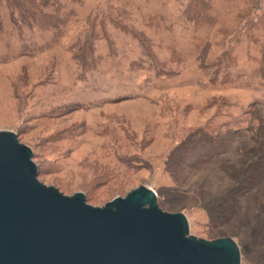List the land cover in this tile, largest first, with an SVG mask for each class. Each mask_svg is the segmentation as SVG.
<instances>
[{
    "label": "rangeland",
    "instance_id": "1",
    "mask_svg": "<svg viewBox=\"0 0 264 264\" xmlns=\"http://www.w3.org/2000/svg\"><path fill=\"white\" fill-rule=\"evenodd\" d=\"M191 1L0 0V130L46 185L94 206L147 185L264 264V0Z\"/></svg>",
    "mask_w": 264,
    "mask_h": 264
},
{
    "label": "water",
    "instance_id": "2",
    "mask_svg": "<svg viewBox=\"0 0 264 264\" xmlns=\"http://www.w3.org/2000/svg\"><path fill=\"white\" fill-rule=\"evenodd\" d=\"M38 174L32 148L0 130V264H241L233 238L191 234L147 185L94 206Z\"/></svg>",
    "mask_w": 264,
    "mask_h": 264
},
{
    "label": "trees",
    "instance_id": "3",
    "mask_svg": "<svg viewBox=\"0 0 264 264\" xmlns=\"http://www.w3.org/2000/svg\"><path fill=\"white\" fill-rule=\"evenodd\" d=\"M30 3L33 4L34 2H30ZM205 3H207L206 0H193V1H191V3H190V5H189L187 10H189V12L192 11V14H196L195 18H198L201 21H204V20H208L209 21L208 17L211 18V19H212V17L210 15H208L206 12L202 11V7L205 6ZM189 12H188V14H191ZM190 17H191V15H190ZM88 49H90L91 51H94L93 47H88ZM150 55H152V54H150ZM129 164L131 165L132 163H129ZM38 165H40V164H38ZM103 171L104 172H102L101 174L100 173L98 174V178L99 179H104V181H109L112 178H114L112 173H115V171L110 170V166L109 165L108 166H103ZM38 173H39V171H38Z\"/></svg>",
    "mask_w": 264,
    "mask_h": 264
}]
</instances>
